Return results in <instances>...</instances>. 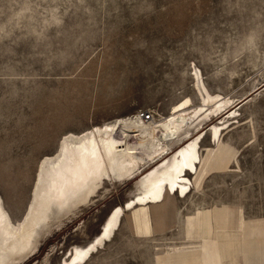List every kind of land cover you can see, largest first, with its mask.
Instances as JSON below:
<instances>
[{
    "label": "rangeland",
    "instance_id": "obj_1",
    "mask_svg": "<svg viewBox=\"0 0 264 264\" xmlns=\"http://www.w3.org/2000/svg\"><path fill=\"white\" fill-rule=\"evenodd\" d=\"M202 83L230 102L217 112L208 103L211 115L199 118ZM186 110L187 134L155 150L132 131L128 148L141 159L133 175L104 178L96 196L42 229L38 248L14 264H60L86 246L202 131L189 193L128 211L112 241L81 264H167L165 254L173 260L199 243L195 231L205 262L213 244L227 247L224 264L250 256L264 264V0H0V197L14 222L66 135L97 126L115 133L125 119L161 135ZM218 125L219 142L209 132ZM241 214L244 246L241 220L221 221Z\"/></svg>",
    "mask_w": 264,
    "mask_h": 264
},
{
    "label": "bare ground",
    "instance_id": "obj_2",
    "mask_svg": "<svg viewBox=\"0 0 264 264\" xmlns=\"http://www.w3.org/2000/svg\"><path fill=\"white\" fill-rule=\"evenodd\" d=\"M202 87L204 91L200 88L199 91L204 93H200L203 105L193 111L194 117L212 113V107H207L208 103L216 105L213 112H217L230 102V98L209 93L203 83ZM188 112L191 110L178 113L175 126L162 132L161 135L156 134L153 128L140 130V125L132 119L122 120L121 125L116 126L115 133H109L97 126L82 134L66 135L59 145L58 153L43 159L36 177L32 200L20 221L12 220L0 197V264H14L31 254L38 248L40 231L42 229L46 232L50 231L64 215L96 196V193L102 189L104 178L114 180L133 175L141 159L135 154L134 156L128 148L132 131L139 132L138 141L141 148L155 150L160 147V143L166 144L174 137L187 134L186 129L191 122L185 115ZM222 130L220 125L214 126L209 130L211 138L219 142ZM201 133L203 134L204 131ZM202 134L196 139H189L173 159L166 161L162 167L144 178L139 186L140 193L123 206H116L104 220L100 232L86 246L74 247L69 258L61 261L60 264H81L83 261L85 263L91 260L96 253L105 248L108 242L112 241L122 218L128 211L162 203L168 192L185 197L192 185L189 176L198 173L200 164L198 140ZM223 251H225L224 246L217 247L212 244L208 264H222ZM203 252L202 246L198 254H183L185 252L179 250L173 260L165 254V260L167 264H183L190 261L194 255L199 256V264H207Z\"/></svg>",
    "mask_w": 264,
    "mask_h": 264
},
{
    "label": "crops",
    "instance_id": "obj_3",
    "mask_svg": "<svg viewBox=\"0 0 264 264\" xmlns=\"http://www.w3.org/2000/svg\"><path fill=\"white\" fill-rule=\"evenodd\" d=\"M181 197V196H180ZM164 201H165V199H164ZM164 201L162 202V203H160V204H163L164 203ZM222 218H223V220H221V221H223V222H227V223H229V222H237L239 219L241 220V222H242V227H243V229L241 230V232H242V235H243V237H244V240H243V246H244V241H245V234L248 232V231H250L249 229H246L245 227V224H244V219H243V215L241 214V215H239L238 217H234L233 215L231 216V215H225V216H222ZM216 219H219L218 217H216ZM206 220H208V219H206ZM196 221H198V223L200 222L199 221V215L198 216H196L195 217V219H194V222H196ZM204 221V220H203ZM206 223H210V228H211V230H212V227H211V222L210 221H207ZM208 226V227H209ZM167 230V229H166ZM165 230V231H166ZM253 230V229H252ZM213 231V230H212ZM199 235V232L198 231H195L194 232V238L193 239H191V240H196V239H199V243H197V245H195V243L194 244H192L191 245V247H192V249L191 250H189V251H187L186 253H183V254H187V253H190V254H195V253H199V252H201V245H202V239H201V237L200 236H198ZM210 240H214V239H212L211 237L209 238ZM217 241V240H216ZM219 244V243H218ZM224 244H225V242H224ZM222 247H223V245H221ZM227 247L226 246H224V249H225V251H223L222 253V255H221V258L223 259V261H222V264H224L225 263V258H224V256H226V253H227V249H226ZM251 258H252V256H250V262L249 263H247V264H251ZM227 260V259H226ZM224 262V263H223ZM245 263V264H246ZM188 264H195V263H188ZM207 264H208V261H207ZM229 264H230V262H229ZM242 264H244L243 263V261H242Z\"/></svg>",
    "mask_w": 264,
    "mask_h": 264
},
{
    "label": "built area",
    "instance_id": "obj_4",
    "mask_svg": "<svg viewBox=\"0 0 264 264\" xmlns=\"http://www.w3.org/2000/svg\"><path fill=\"white\" fill-rule=\"evenodd\" d=\"M138 114L140 117L149 118V114L145 113L144 111H140Z\"/></svg>",
    "mask_w": 264,
    "mask_h": 264
},
{
    "label": "water",
    "instance_id": "obj_5",
    "mask_svg": "<svg viewBox=\"0 0 264 264\" xmlns=\"http://www.w3.org/2000/svg\"><path fill=\"white\" fill-rule=\"evenodd\" d=\"M102 228V227H101Z\"/></svg>",
    "mask_w": 264,
    "mask_h": 264
}]
</instances>
